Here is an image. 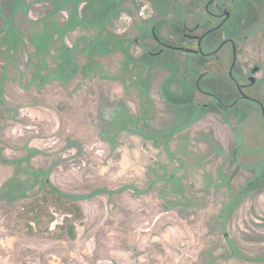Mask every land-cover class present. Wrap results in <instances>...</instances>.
<instances>
[{"label": "rangeland", "instance_id": "374dc122", "mask_svg": "<svg viewBox=\"0 0 264 264\" xmlns=\"http://www.w3.org/2000/svg\"><path fill=\"white\" fill-rule=\"evenodd\" d=\"M139 1L97 7L112 43L95 42L89 0H24L1 26L0 264H264L260 115L248 101L239 123L234 111L195 109L207 99L198 92L180 112L186 99L160 84L172 73L140 65V47L124 52L122 37L151 14ZM260 22L240 63L258 61L264 78ZM46 181L81 219L26 228L21 207Z\"/></svg>", "mask_w": 264, "mask_h": 264}, {"label": "flooded vegetation", "instance_id": "af4514ba", "mask_svg": "<svg viewBox=\"0 0 264 264\" xmlns=\"http://www.w3.org/2000/svg\"><path fill=\"white\" fill-rule=\"evenodd\" d=\"M23 1L0 0V20L3 24H0V30L1 26L3 30L12 28L13 24L10 21L13 16L20 10L28 9ZM89 2L94 15L91 25L97 23L100 30L95 42L105 40L112 43L115 37L110 31L106 35L101 21L95 17L100 10L97 7L103 6L101 15L107 11L110 14L123 0ZM139 2L136 3V7H146L145 12L151 14L149 18L136 24L138 32L136 36L122 37L124 52L126 54V50L132 46L140 47L141 54L137 60L140 65L144 66L155 59L157 63L154 67L162 65L172 73L160 84L166 98L186 99L185 105H182L185 107L179 108L180 112L188 110L191 94L198 92L207 99L201 104H194L195 109L202 108L204 111L213 110L223 114L234 111L238 115L239 123L248 115H246L248 106L245 104L248 101L254 104L253 112L259 113L264 124V101L261 98L264 92V78L258 76L262 70L261 64L258 61L240 63L242 48L247 41L252 40L251 35L256 32V22L261 21L260 25L264 24V0ZM146 3L151 7L147 8ZM236 16L238 19L233 34L224 33L223 27L230 24ZM163 31H168L169 36L163 35ZM101 33H104L105 37H102ZM211 34H214V37L210 38ZM188 65H192L193 68ZM188 74L191 78H188ZM171 86H181L182 91L178 89L173 91L170 89ZM169 102L173 107H180L172 100Z\"/></svg>", "mask_w": 264, "mask_h": 264}, {"label": "trees", "instance_id": "16d2710c", "mask_svg": "<svg viewBox=\"0 0 264 264\" xmlns=\"http://www.w3.org/2000/svg\"><path fill=\"white\" fill-rule=\"evenodd\" d=\"M19 215L28 229L32 230V226L37 224L39 229L49 230L42 225L53 222L57 215H61L65 221H72L81 219L83 211L73 196L61 192L52 182L46 181L38 196L23 203ZM63 228V223L57 225V229ZM60 232L54 235L60 236Z\"/></svg>", "mask_w": 264, "mask_h": 264}, {"label": "water", "instance_id": "95a60500", "mask_svg": "<svg viewBox=\"0 0 264 264\" xmlns=\"http://www.w3.org/2000/svg\"><path fill=\"white\" fill-rule=\"evenodd\" d=\"M255 70H256V68L253 69V71H255Z\"/></svg>", "mask_w": 264, "mask_h": 264}]
</instances>
